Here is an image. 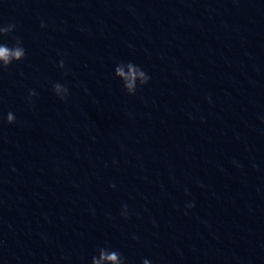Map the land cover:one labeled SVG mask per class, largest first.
<instances>
[{"label":"water","instance_id":"obj_1","mask_svg":"<svg viewBox=\"0 0 264 264\" xmlns=\"http://www.w3.org/2000/svg\"><path fill=\"white\" fill-rule=\"evenodd\" d=\"M10 23L0 264H264V0H0Z\"/></svg>","mask_w":264,"mask_h":264},{"label":"clouds","instance_id":"obj_2","mask_svg":"<svg viewBox=\"0 0 264 264\" xmlns=\"http://www.w3.org/2000/svg\"><path fill=\"white\" fill-rule=\"evenodd\" d=\"M40 26L41 28L46 27L43 22H41ZM15 28L16 25L12 23L6 26H0V36H9L15 30ZM14 39L15 44L12 47H9L7 44H0V68L6 69L13 62L22 61L26 57V50L22 46L21 40L18 38ZM58 67L64 69L65 61L61 60ZM114 72L115 76L123 82L124 90L129 95H134L136 93L138 85L143 86L148 84L150 81V76L147 75L140 66L131 62L118 63L114 69ZM52 90L60 100H64L69 94V89L61 83H54L52 85ZM35 95L36 92L34 90L29 91V102ZM6 120L8 124H13L16 122V118L12 112L7 114ZM194 206V203H189L186 205L187 208H192ZM121 215L124 218L128 217L129 212L127 205L122 206ZM91 264H126V261L119 251L104 247L98 249V256L94 255L92 257ZM143 264H149V261L145 259Z\"/></svg>","mask_w":264,"mask_h":264}]
</instances>
